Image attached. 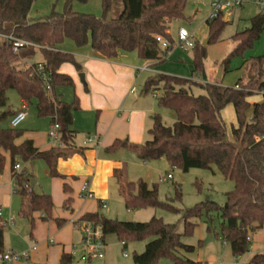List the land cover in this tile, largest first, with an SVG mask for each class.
<instances>
[{
	"label": "trees",
	"instance_id": "obj_1",
	"mask_svg": "<svg viewBox=\"0 0 264 264\" xmlns=\"http://www.w3.org/2000/svg\"><path fill=\"white\" fill-rule=\"evenodd\" d=\"M35 0H0V33H13L16 37L38 46V50L28 48L14 54L10 47L0 45V173L6 158L14 176L16 194L20 198L19 216L26 219L32 232L35 225L34 215L40 221L54 220L52 197L36 194L30 188V178L24 171L16 173L17 162L28 163L42 160L48 168L50 177L65 180L56 171L59 154L56 149L39 151L29 139H23L24 132L17 129H2L1 124L16 112L5 110L6 93L15 91L23 103L36 104V114L48 118L50 124H57L59 143L64 146L73 144V112L79 110L78 98L71 104L61 101L57 87H73L72 79L58 72L63 64H69L81 73L82 66L76 57L59 50L64 41H71L77 49L89 45L102 60H115L120 52L134 53L142 61L159 64L172 49L169 34L170 26L185 19L188 0H100L102 17L75 13L71 10L73 1L85 3L88 0H65L61 13L54 10L40 19L28 18ZM121 4L120 14L113 19L106 15L114 3ZM226 21L220 14L218 18L206 21L209 30V43L216 40ZM264 32V13H258L249 20V27L232 37L235 47L223 61L225 71L232 58L242 57L260 39ZM161 37L170 46L163 49L156 38ZM39 51L40 63L20 69L19 63L34 58ZM205 49L197 43L193 47V71L195 77L202 74V60ZM48 77L50 91L37 71ZM198 86L204 94L194 96L190 88ZM234 87H238L235 89ZM234 87H222L217 84H201L191 79H182L168 75H157L146 79L142 93L154 95L157 106L171 110L176 118L171 127H166L159 114L151 117L152 125L147 131L149 139L141 145L125 140H115L107 152L125 149L142 162L164 159L171 168L184 173L192 169L215 168L223 179L234 184V189L225 194V203L218 206L205 200L185 211L175 209L169 201L161 202L157 196V187H149L142 180L128 181L122 171L114 172L117 192L127 211L142 209H162L179 214L183 225L182 233L175 225L165 224L161 219L152 218L145 223L120 222L102 217L98 212L85 213L78 220L99 227L102 237L114 235L127 246L134 241L148 240L141 254H134L132 264H157L159 259H169L173 264H208L192 261L183 255L194 251V247L182 242L190 237L202 216L211 222L212 215L218 214L221 239L230 246L234 258L249 253L250 234L264 227V140L254 141L257 135L264 136V94L259 102L251 104L249 99L264 91V54L246 60L242 65V76ZM85 90L87 88L85 86ZM232 107L236 126H231L230 135L222 120L221 112ZM20 141V142H19ZM124 174V175H123ZM64 194H71L67 184L62 185ZM72 199L67 197L63 208L71 211ZM57 227L65 220L55 219ZM0 227V244L2 241ZM209 230V228L207 229ZM57 264H74L71 255L61 254ZM248 264H264V252L254 255Z\"/></svg>",
	"mask_w": 264,
	"mask_h": 264
},
{
	"label": "rangeland",
	"instance_id": "obj_2",
	"mask_svg": "<svg viewBox=\"0 0 264 264\" xmlns=\"http://www.w3.org/2000/svg\"><path fill=\"white\" fill-rule=\"evenodd\" d=\"M213 1L214 0H201L200 2H196L195 0H188L185 8V19L173 23L169 28V34L172 40V49L165 57V61L159 64L152 63V72H141V68H138L135 73L136 79L132 86L134 91L132 92V89H130V92L131 94H134L133 98L137 101L136 106L139 105L149 108L151 111L153 110L152 113L148 114L147 129L144 134L145 137L143 142L149 139L147 131L151 125L150 117L153 115L159 114L162 123L166 127L173 126L176 121L175 115L171 110L159 108L157 106L154 95H158L160 93L159 90L156 91L154 95L151 93L146 95L142 94V88L147 78L157 75H168L182 79H191L201 84H215L218 82L222 87H234L237 79L242 76L243 63L246 60L256 58L264 54L263 32L260 39L251 49L247 50L242 57H236L230 60L227 66L228 71H225L223 61L229 56L235 47L232 37L235 33L248 28L249 19L259 11L257 7L250 2V0H222L231 4L227 11L222 13V15L226 16V12H229L230 14L228 19L225 20L226 24L217 36L216 40L209 43V30L205 22L212 14L213 9L211 4ZM239 2L241 3V6L235 5ZM64 3L65 0H35L30 8L28 18L31 21L44 18L48 16L52 10L61 13L64 9ZM71 10L75 13L93 15L98 18L102 17L103 14L100 0H88L85 3L73 1L71 4ZM120 12L121 4L116 2L114 3L112 10L106 15V18L109 20L116 18ZM179 28H183L190 35V40L194 45L197 43L200 47L205 49V56L202 60V74H200L199 77H195L192 73V61L194 55L193 49H181L178 46L177 31ZM204 42H207L205 47L202 46ZM59 49L72 55H79L78 53H80L75 48L74 44L69 40L64 41V43L59 46ZM85 49L89 50V45L86 46ZM119 54L122 56L128 55L136 59L138 58L134 53L120 52ZM41 60L42 56L40 52L37 51L33 59L25 62V64L19 63L17 67L23 69L25 65L30 66L34 63H40ZM77 60L82 66L81 73L78 72L79 80L80 75H82L84 83L86 84L84 77V60L81 57H78ZM141 62L142 65H144V62ZM219 72L220 79L218 78ZM80 81L78 84L83 90L84 85ZM77 85L73 82V87H57L55 92L57 95H61V99L64 103L71 104L74 101V97L78 98ZM190 91L194 96L204 94L203 89L198 86H192ZM6 97L7 107L5 110L16 112L23 107V104L15 91H8L6 93ZM258 100L259 98H256L251 101H254L253 103H257L260 101ZM133 103L134 102L131 101L130 106H132ZM221 117L226 124L227 132L230 135L231 126H236L235 114L232 107H226L221 112ZM95 122V111L88 112L80 109L73 114L72 129L77 133L74 140V145L77 148H84L89 135L90 137L94 136L96 126ZM49 123L50 121L48 118H40L37 116L36 104L33 100L30 104H27L26 118L18 126L17 130L23 131L24 134L29 133L33 135L34 138L41 139V142H45L46 145L54 147L55 144L51 143L48 138V134L51 129V125ZM1 127L2 129H9V121L3 122ZM107 153L116 161L121 162L129 181L136 182L138 180H142L147 183L149 187L155 185L157 187L158 199L161 202L169 201L175 209L180 211L190 209L205 200L212 201L218 206H223L225 203V194L234 189V184L223 179L215 168H212L211 170L192 169L187 173H184L177 168H171L164 159L142 162L138 160L134 154L125 149H119L115 152ZM18 163L21 167L20 171H17L18 173L25 169V174L29 178L32 177V180L37 181V186L34 190L35 193L52 196L54 204L52 217L54 220L59 219L60 217H58V215L63 212L62 193L61 190L59 191V187L55 185L57 181L49 176L48 168L45 162L42 160H33L30 163ZM123 171L122 173H124ZM168 175H170V178L163 181V179H165ZM109 193L110 200L106 202L105 208H99V214L102 217L120 222L138 223H145L150 221L152 218H157L161 219L165 224L175 225L176 231L180 234L182 233L183 225L180 221L179 214H172L162 209L127 211L117 193L114 178H112L109 182ZM54 220L42 222L39 219V222L44 224L52 222L55 224ZM196 222L198 225L194 229L193 234L190 237L182 238L183 243L194 247V252L189 255L191 260L211 264L208 262L209 258L213 260V258H216L218 255L225 254L228 264H248L249 260L247 254L241 257L233 258L227 246L223 243L220 236V225L222 220L218 214L212 215L211 222H209L205 216H202ZM208 228L209 230H207ZM249 237L251 250L256 249L257 247L259 248L258 251H261L262 244L260 242V233L253 237L252 242L251 236ZM14 241L17 243L15 247L19 249L20 241ZM147 242L148 240L130 242L127 244L126 248L123 249L121 247V243L114 235H107L104 237L105 246L102 259L82 262L79 260L82 242L78 234L75 233L74 237H72V249L70 248V250L74 251L72 256L74 264H132L133 255L141 254L144 251ZM37 244L40 246L43 243H39L38 241ZM18 251L19 250H14L13 252L21 253ZM157 264L173 263L169 259L162 258L158 260Z\"/></svg>",
	"mask_w": 264,
	"mask_h": 264
},
{
	"label": "crops",
	"instance_id": "obj_3",
	"mask_svg": "<svg viewBox=\"0 0 264 264\" xmlns=\"http://www.w3.org/2000/svg\"><path fill=\"white\" fill-rule=\"evenodd\" d=\"M258 13L259 12H257V14ZM226 14L224 20L228 19L230 13L226 12ZM59 50L62 51L61 49ZM77 50L80 53L77 52L79 55H76L74 52V56L77 58L81 57L84 60L83 65L85 68L84 77L86 84L79 80L78 72L74 67L69 66V64H63L58 72L69 76L74 84L77 85L80 81L84 85L83 90L79 84L77 85V95L80 102L79 110L96 112L95 133L94 136L90 137L89 135L88 137L93 138L95 142L84 145V148H77L74 145V141L73 144L69 146L58 143L52 147L46 145L43 141L41 142V139L34 138V136L29 133L24 134L23 139L31 140L34 147L39 151H47L51 148L57 150L59 157L56 161V171L59 175L65 176L66 179L63 181L51 178L57 181L55 185L59 187V191L61 190L62 208L63 202L67 197L72 199L71 211L63 208V212L58 215V217H60L59 219L65 220L63 226L57 227L52 222L48 224L41 223L39 222L38 215H34L33 217L36 220L32 232L30 231L28 221L18 214L21 201L16 194L14 176L9 167L8 156L5 155L6 163L3 171L0 173V223H6L7 225L1 229L2 241L0 244V252H13L14 250L24 252L31 246H36V250L29 253L28 259L14 262L13 264H57L61 254H70L72 237H74L75 233L78 234L82 242L83 233L81 231V222L78 219L85 213H99L100 202L103 201L106 203L110 200L109 182L114 178V172L124 170L123 172L125 173L124 166L121 162L116 161L113 157L108 155L106 148L115 140L125 139L131 144L141 145L147 129L148 114L153 112V110L151 111L149 108L139 105L136 106L137 101L133 98L134 94L130 92V89L133 88L132 86L136 79L135 73L138 68L147 66L149 71L145 72H152V62L143 61L144 65H142V60L139 58L136 59L128 55L122 56L120 54L112 61L100 60L90 47L89 50L85 48ZM22 64H25V62ZM25 67L27 66L25 65ZM215 84L221 86L218 82ZM85 86L88 92L85 90ZM256 98L261 100L262 96L259 94L255 95L249 99V102L253 104L254 101L251 100H255ZM131 101L134 102L132 106H130ZM21 103L24 104L22 101ZM75 112H73V114ZM73 132L75 140L77 133L74 130ZM17 164L19 163L17 162ZM23 171L25 172V169ZM16 173L18 172L16 171ZM125 176L127 178L126 173ZM30 180H32V177H30ZM85 181L89 183L93 195V198L90 200H82L79 197L80 187ZM64 183L70 186L71 194L66 195L63 193L62 185ZM36 186L37 181L34 183L33 191ZM9 219H12L11 223L8 222ZM259 233L260 242L262 244L261 251H258L259 248L257 247L252 250L250 248L247 254L248 260L254 255L264 252V227L250 234L251 242L253 237ZM14 240L20 241L19 249L15 247L17 243ZM38 241L43 244L38 246ZM223 243L231 253L230 246L224 241ZM104 246L103 238V253ZM121 247L123 249L126 248L123 244H121ZM193 252L188 254L181 253V255L190 259L189 255ZM225 257V254H221L213 258V260L210 258L207 260L211 264H228Z\"/></svg>",
	"mask_w": 264,
	"mask_h": 264
},
{
	"label": "built area",
	"instance_id": "obj_4",
	"mask_svg": "<svg viewBox=\"0 0 264 264\" xmlns=\"http://www.w3.org/2000/svg\"><path fill=\"white\" fill-rule=\"evenodd\" d=\"M196 2H200L201 0H195ZM252 4H254L260 13H264V0H250ZM235 5L241 6V3H236ZM231 6L229 2L226 1H217L214 0L211 4V7L213 9L212 14L210 17L207 19L209 21H212L225 11ZM190 35L183 29L179 28L177 31V40H178V46L181 49H193L194 44L190 40ZM157 43L161 46V48L165 49L170 46V44L165 41L161 37L156 38ZM0 45H5L11 48L12 52L14 54H19L20 52L32 48L34 50H38V46L34 45L31 42H28L26 40L20 39L16 37L13 33H0ZM42 66L38 65L37 66V71L42 77L43 81L46 83V89L50 91V86H49V80L48 77L42 73ZM148 67H143L140 69V71H147ZM235 89H238V87H234ZM132 92L134 91L133 89L131 90ZM264 91L260 92L259 95H263ZM26 109H27V104L24 103L23 107L15 113V115L10 119L9 121V126L12 129H17L18 126L24 121L26 118ZM58 125L55 123L51 125L50 132L48 134L49 141L53 144H58L59 143V133H58ZM264 140V136L262 135H257L254 137V141L256 143L261 142ZM93 138H88L86 141V144H91L94 143ZM15 171H20V165L16 164L14 166ZM170 178V175L165 177L163 181H166ZM79 197L82 200H90L93 198L92 192L90 190V185L87 181H85L79 190ZM106 203L105 202H100V207L105 208ZM12 219H9V223H11ZM7 225L6 223H0V227H4ZM81 231L83 233V238H82V249L80 252L79 260L82 262H89L90 260H99L102 259L103 257V237L101 234V230L99 227L93 226L89 222H81ZM247 241L250 242V237L247 238ZM36 250V246L33 245L31 246L27 251L21 252V253H15V252H0V264H13L14 262L26 260L29 257V253L31 251ZM74 254V251H71V258Z\"/></svg>",
	"mask_w": 264,
	"mask_h": 264
},
{
	"label": "water",
	"instance_id": "obj_5",
	"mask_svg": "<svg viewBox=\"0 0 264 264\" xmlns=\"http://www.w3.org/2000/svg\"><path fill=\"white\" fill-rule=\"evenodd\" d=\"M206 43H207V42H204L202 46L205 47V46H206ZM218 78H220V72H219V77H218ZM80 80H81V82H84V78H83L82 75H80ZM34 183H35L34 180H31V181H30V188H31V189L34 188Z\"/></svg>",
	"mask_w": 264,
	"mask_h": 264
}]
</instances>
